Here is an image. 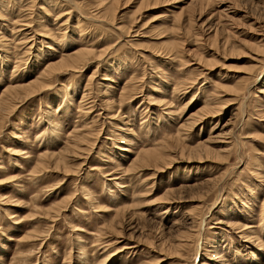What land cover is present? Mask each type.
<instances>
[{
  "label": "rangeland",
  "instance_id": "obj_1",
  "mask_svg": "<svg viewBox=\"0 0 264 264\" xmlns=\"http://www.w3.org/2000/svg\"><path fill=\"white\" fill-rule=\"evenodd\" d=\"M84 49L6 98L0 264H264V0H0V97Z\"/></svg>",
  "mask_w": 264,
  "mask_h": 264
},
{
  "label": "bare ground",
  "instance_id": "obj_2",
  "mask_svg": "<svg viewBox=\"0 0 264 264\" xmlns=\"http://www.w3.org/2000/svg\"><path fill=\"white\" fill-rule=\"evenodd\" d=\"M116 1H118V0H116ZM111 6H113L112 2H110L107 6H105V8L102 11L101 17H103V15H106V13H111L112 10H114V8H111ZM107 16H108V14H107ZM86 51L89 52V50H87V49H86ZM86 51H85V49H84V51L83 50L77 51V52H75L74 56L70 57L68 60H61V61H59L57 63L55 62V64H50V65L48 64L45 67V69L43 70L42 74L40 76H38L39 77L38 79L35 78L36 80L34 79V81L27 83L25 86H20L19 85V87H15L16 86L15 85L14 88L12 87L11 89H8V90H5L4 92H2L1 97H0V99H1L0 100V116L2 117L3 114H1V113L2 112H7V110L12 105L11 104L12 102L10 103V101H7L6 98L8 99L10 97L11 98L10 100H12L13 97L14 98L15 97L19 98V93L22 94L23 97H28L31 94H33L34 92L36 93L37 91L41 90V88H44L45 86H47V84H48L47 82H49L51 80V77H52V75L54 73H57V72L61 71L63 68L64 69L65 68L66 69L74 68L75 65L73 64V62L75 64H78L80 61H82V59L85 58V55L89 54ZM69 56H71V55H69ZM86 56L88 57V55H86ZM16 90H19L20 92H18V94H17L15 92ZM22 95H20V97H22ZM211 113H212V111H211ZM53 158L57 159L59 162L61 161V159H63L61 155L60 156L57 155L56 157H53V155H51V156H42V160L43 159L51 160ZM161 158H162V152H159V151H157L155 149L142 150V151H139V152H137L135 154V157L132 160V163H133L132 167L133 166H137V165H140V166L150 165V163L157 162ZM55 164H56V162H55ZM214 183H215V181H214ZM234 226H236V225L234 224ZM203 250L204 249H202V251ZM215 253L216 252H214V256H216Z\"/></svg>",
  "mask_w": 264,
  "mask_h": 264
}]
</instances>
